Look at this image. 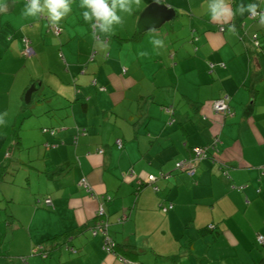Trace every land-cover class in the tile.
<instances>
[{
	"label": "crops",
	"instance_id": "0c3cea01",
	"mask_svg": "<svg viewBox=\"0 0 264 264\" xmlns=\"http://www.w3.org/2000/svg\"><path fill=\"white\" fill-rule=\"evenodd\" d=\"M75 2L58 34L23 15L26 0L0 14V107L21 111L32 84L36 105L66 106V123L55 137L41 131L28 160H0V264H264V26L246 13L232 36L209 19L207 0H161L174 18L138 33L154 2L142 0L101 47ZM259 2L230 0L233 9ZM154 34L164 48H153ZM23 39L33 55L22 54ZM221 97L228 116L212 110ZM3 146L23 147L8 127ZM197 147L209 152L194 176L176 170ZM100 206L109 237L137 254L103 249L92 228Z\"/></svg>",
	"mask_w": 264,
	"mask_h": 264
},
{
	"label": "clouds",
	"instance_id": "9594fccd",
	"mask_svg": "<svg viewBox=\"0 0 264 264\" xmlns=\"http://www.w3.org/2000/svg\"><path fill=\"white\" fill-rule=\"evenodd\" d=\"M161 0H154L160 4ZM73 0H26L22 13L26 18H44L52 27H59L60 22L71 12ZM142 0H79V7L83 9L82 17L86 24L93 29V36L97 38L101 47H105L102 37L115 34L116 26L123 25L124 14L131 15L141 7ZM264 0L259 3L239 4L236 9L231 7L230 0H207L206 11L209 19L220 25H228V32L237 36L235 24L231 23L237 16L248 14L249 19H257L264 26ZM9 0H0V14L7 13ZM155 32V29H151ZM155 50L164 48L165 40L153 35L150 40ZM157 54L158 51H157ZM140 56L148 55L139 52ZM7 113H0V126L6 124Z\"/></svg>",
	"mask_w": 264,
	"mask_h": 264
},
{
	"label": "rangeland",
	"instance_id": "374dc122",
	"mask_svg": "<svg viewBox=\"0 0 264 264\" xmlns=\"http://www.w3.org/2000/svg\"><path fill=\"white\" fill-rule=\"evenodd\" d=\"M78 1L79 0H77V2H75L74 4L78 3ZM55 100L56 99H54V101ZM22 104H24V101H22ZM8 107L9 106L6 105H2L0 107V110L4 109L1 113H7V116L5 117L6 124L0 126V128L4 130V128L6 129V127H8V131L10 133H17L19 140L22 141L23 147H21L20 149H15L14 147L15 150L11 147H0L1 161L11 160L17 157V154H21L22 160H28V152L30 150L29 147H31L30 145L32 144V147L35 148L40 146L41 141H39V136L43 137V135L41 134V129L44 127H48L49 125L44 123L46 122L44 121L45 115L49 117V120L51 121L50 125L53 126L62 125V121H65L64 119L66 118V115H62L64 110L61 108L64 107V109H66V106H62L61 104L56 103L49 106H45L44 104L36 105V102L34 100V102H31L25 108L21 109V111L20 109L17 110L16 107L13 108V111H11V109H9ZM48 107L52 109H49ZM64 123H66V121ZM5 153H8L9 155L6 157Z\"/></svg>",
	"mask_w": 264,
	"mask_h": 264
},
{
	"label": "built area",
	"instance_id": "2783aa9c",
	"mask_svg": "<svg viewBox=\"0 0 264 264\" xmlns=\"http://www.w3.org/2000/svg\"><path fill=\"white\" fill-rule=\"evenodd\" d=\"M256 21H258V18L255 19ZM53 30L56 34L59 33L60 29L58 27H53ZM24 42V49L22 51V54L24 56H31L33 55V50L30 46V41L28 39H23ZM252 44L255 47H259L260 42L257 40L256 36H253L252 38ZM212 110L214 113L216 114H221L223 116H228L231 114V110L228 104V98L227 97H221V98H217L215 100L212 101ZM165 111L167 113H171L172 110L171 108L166 107ZM43 132H47L49 131V134H53L54 131L53 130H48V129H43ZM86 133V129L82 128V129H77L74 138V142L77 138V136L81 135V134H85ZM115 145L117 147V149H120L122 147V142L120 140H116ZM208 149L207 148H201V147H197L193 149V156L188 159V160H180L178 162L175 163V169L176 170H180V171H184L188 176L193 177L195 174V169L196 166L198 165V163L200 162V160L207 158L208 156ZM97 153L102 154L103 153V149H98ZM6 157L9 155L8 153H5ZM156 179L155 176L153 175H149L146 179V181L148 183H153L154 180ZM143 183V182H142ZM141 182H139V184H142ZM79 185L82 186L83 188H85V190L87 192H90V189L88 187V184L85 180V178H82L79 181ZM152 189L154 191L157 190L156 186H153ZM43 204L46 206H52V203L50 201L49 198H46L43 201ZM172 208V204H167V205H160V209L163 212H167L168 210H170ZM104 216V210L103 208L100 206L96 212V220L93 223V235H96L97 233H100L103 236V249L108 251V252H112L111 248L114 245L113 240L109 237V235L107 234L106 231V226L104 225L103 221H102V217ZM209 228H213L212 225L209 226ZM256 241L258 244H263L264 243V237L262 235H257L256 236ZM42 250V246H40L39 248L35 249V251L37 250ZM34 251V252H35ZM43 256H45V254L43 253Z\"/></svg>",
	"mask_w": 264,
	"mask_h": 264
},
{
	"label": "water",
	"instance_id": "95a60500",
	"mask_svg": "<svg viewBox=\"0 0 264 264\" xmlns=\"http://www.w3.org/2000/svg\"><path fill=\"white\" fill-rule=\"evenodd\" d=\"M175 16V12L172 8H169L165 4L150 3L140 14L136 31L143 33L151 29H157L162 24L171 21ZM36 91L34 84H32L25 92L23 101L27 105L32 99V94ZM58 247L59 244L56 243ZM62 245V244H60ZM60 247V246H59Z\"/></svg>",
	"mask_w": 264,
	"mask_h": 264
},
{
	"label": "trees",
	"instance_id": "16d2710c",
	"mask_svg": "<svg viewBox=\"0 0 264 264\" xmlns=\"http://www.w3.org/2000/svg\"><path fill=\"white\" fill-rule=\"evenodd\" d=\"M221 29H223V27H221ZM133 37H138V34H136V35H133ZM261 45L259 44V47H260ZM32 102V100L30 101V103ZM29 103V104H30ZM28 105V104H27ZM27 105H22V109L23 108H25ZM83 107H84V105H82ZM168 108H170V107H168ZM49 109H52V108H49ZM172 110V109H171ZM43 129H48V130H53L54 131V133L53 134H49V131H47V132H43L42 130ZM61 130V126H58V127H53V126H51V127H44V128H42L41 129V131L44 133V134H48L49 136H51V137H55L56 136V134L59 132ZM76 134V133H75ZM75 136V135H74ZM103 152H104V150H103ZM47 198H49V197H47ZM46 198H44V200H45ZM50 199V198H49ZM44 200H42V203H43V201ZM51 201V200H50ZM52 203V202H51ZM93 227V226H92ZM114 242V241H113ZM57 246V244H56V242H53L52 244H51V246H50V248H49V251L51 250V249H54L55 247ZM114 250H115V252L117 251V252H120V256H122V257H124L125 256V254H128V253H134V254H137V251H136V249L134 248V247H132V246H127V245H116L115 244V242H114V245H113V247L111 248V251H113L114 252ZM48 251H47V249L46 250H44L43 249V253L46 255V253H47Z\"/></svg>",
	"mask_w": 264,
	"mask_h": 264
}]
</instances>
